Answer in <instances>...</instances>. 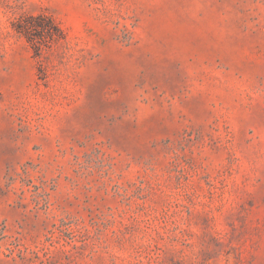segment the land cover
<instances>
[{"label": "rangeland", "instance_id": "rangeland-1", "mask_svg": "<svg viewBox=\"0 0 264 264\" xmlns=\"http://www.w3.org/2000/svg\"><path fill=\"white\" fill-rule=\"evenodd\" d=\"M0 264H264V0H0Z\"/></svg>", "mask_w": 264, "mask_h": 264}]
</instances>
